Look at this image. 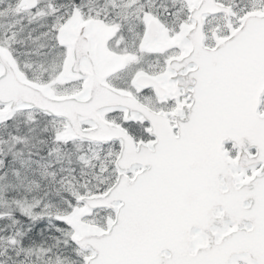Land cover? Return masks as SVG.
<instances>
[{
	"label": "snow or ice",
	"instance_id": "1",
	"mask_svg": "<svg viewBox=\"0 0 264 264\" xmlns=\"http://www.w3.org/2000/svg\"><path fill=\"white\" fill-rule=\"evenodd\" d=\"M0 264H264V0H0Z\"/></svg>",
	"mask_w": 264,
	"mask_h": 264
}]
</instances>
